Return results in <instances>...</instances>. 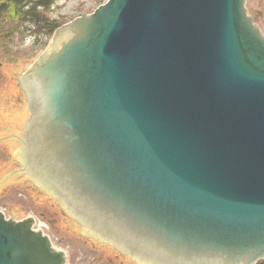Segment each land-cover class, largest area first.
Segmentation results:
<instances>
[{
  "label": "water",
  "instance_id": "water-1",
  "mask_svg": "<svg viewBox=\"0 0 264 264\" xmlns=\"http://www.w3.org/2000/svg\"><path fill=\"white\" fill-rule=\"evenodd\" d=\"M19 83L23 173L85 233L147 264L264 256V36L244 0H107ZM0 212V264H68Z\"/></svg>",
  "mask_w": 264,
  "mask_h": 264
},
{
  "label": "rangeland",
  "instance_id": "rangeland-1",
  "mask_svg": "<svg viewBox=\"0 0 264 264\" xmlns=\"http://www.w3.org/2000/svg\"><path fill=\"white\" fill-rule=\"evenodd\" d=\"M105 2L54 0L46 13L65 23L84 13L92 14ZM245 5L264 36V0H246ZM12 25L16 24L12 21ZM26 31L25 28L21 31L12 28L9 39L0 37V180L19 166L13 152L17 144L11 137L21 133L25 116H28L25 95L17 75L44 50L33 47V33ZM0 208L8 216H34L53 244L65 251L70 264L123 262L117 251L101 244L96 238L85 236L83 228L64 212L63 206L54 197L26 181L22 175H15L0 184ZM262 260L258 264H264Z\"/></svg>",
  "mask_w": 264,
  "mask_h": 264
},
{
  "label": "trees",
  "instance_id": "trees-1",
  "mask_svg": "<svg viewBox=\"0 0 264 264\" xmlns=\"http://www.w3.org/2000/svg\"><path fill=\"white\" fill-rule=\"evenodd\" d=\"M53 2L54 0H0V37L9 39L12 28L17 31L25 28L33 33V47L37 50L44 48L54 30L63 23L46 13ZM12 21L16 25H12Z\"/></svg>",
  "mask_w": 264,
  "mask_h": 264
},
{
  "label": "flooded vegetation",
  "instance_id": "flooded-vegetation-1",
  "mask_svg": "<svg viewBox=\"0 0 264 264\" xmlns=\"http://www.w3.org/2000/svg\"><path fill=\"white\" fill-rule=\"evenodd\" d=\"M24 123H25V122H24ZM107 245H109V244H107ZM109 246H110V245H109ZM109 246H108V247H109ZM110 248H112V246H111ZM112 249L115 250V251H117L118 255H121V257H123L122 261H123L124 263L139 264V263H137L134 259H132L130 256L124 254V253L121 252V251H118L115 247H113ZM118 255H117V256H118ZM123 262H120L119 264H123ZM141 264H142V263H141Z\"/></svg>",
  "mask_w": 264,
  "mask_h": 264
}]
</instances>
